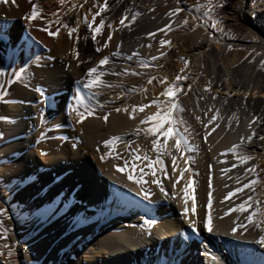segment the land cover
Wrapping results in <instances>:
<instances>
[{
	"label": "bare ground",
	"instance_id": "6f19581e",
	"mask_svg": "<svg viewBox=\"0 0 264 264\" xmlns=\"http://www.w3.org/2000/svg\"><path fill=\"white\" fill-rule=\"evenodd\" d=\"M105 1L65 0L64 4H60L59 0H32L38 5V11L42 13V17L30 21L25 18L30 14L31 6L29 0H0V30L5 34V43H0V59L5 60L4 65V62L0 61L2 76L7 80L14 73L22 72V75L19 76L22 79L21 85L13 89L16 91V96H14L17 99L16 106H10V93L8 94L7 92L6 96H3L4 91L0 92V143L23 134H26L29 138V133H31L29 129L34 122V119L32 122L34 111L31 110V107L36 112V108L45 109V100L43 98L45 95L52 94L55 91L54 89L59 90L58 93H61L62 96L64 95L63 102L61 101L62 99L58 100L60 96L55 100L58 102V110L63 111L65 104L69 103L71 98L73 101H77V98L72 95L65 94V88H68L74 79L85 77L86 73L83 74V70L87 71L88 68L97 66L100 59L96 57L92 58V60L88 58L72 59L69 52V43L63 38L64 35L62 36L61 31L56 37H50L40 29L51 21V29L55 30L59 26L56 22L59 19L62 25L73 22L77 32L88 38L91 33L85 31L87 25L83 22L84 14H87L88 20L91 21L92 15L98 11V7L95 5L106 3ZM164 1L166 0H155L152 2L151 0H112L107 10L102 12L99 17H96L93 27L102 17L106 20L102 35L95 39L97 48L100 47L101 42L106 40L109 25L115 27L113 41L111 46L106 49L104 55L109 57V60L105 65L98 68L96 75L103 70L119 72L116 70L118 65L131 66L135 63L132 59L123 58L121 53L125 54L128 51L131 53L137 50V40L142 32L158 26L159 23H166L167 20L175 17L167 15L169 13L168 8L154 9ZM251 5L253 6L251 7ZM90 9L91 12H89ZM149 9H152V11H149ZM244 10H249L250 14L248 17L253 18L254 15L258 19L256 20L257 24L242 19L241 26L251 28L253 34L260 37L258 43H264V31L258 21L262 17L259 11L264 12V0H248L247 2L239 0L235 5V12L240 14ZM136 12L140 13L136 19L138 25L141 26V33L123 30L118 20H121L125 13L128 15L126 17H129ZM67 28H69V25H67ZM249 39L251 42L254 41L251 38ZM175 40L182 57L172 61L173 59L171 60L172 57L170 58L169 55L158 60L165 61L167 68L177 70L178 67L184 66V71L202 75L206 81L208 78L211 83L209 91L215 97L214 100L218 102V106L214 110L221 113L224 122H227L231 116L237 113L244 125L248 124L247 128L240 129V131L244 130L242 136L238 138L235 133L233 135L228 133L227 135H211L206 140L203 137L200 138L197 135L198 127L196 126L198 121L197 109L199 111V108L186 105L187 96H179L180 102L178 105L181 108L184 107L186 114L184 117L186 139L194 151L189 156L188 153L183 155L176 153L174 148L170 154L162 149L159 154L160 159L164 161L166 171L171 179H163L159 171L157 172V178L161 180L167 195L162 194L159 188L152 183L153 176L151 170L148 169V173L146 172L147 174L144 176L146 183H144L143 189L150 192L151 195L148 200H144L143 195H137V193L142 191L141 186L129 180L127 172L116 170L114 165L117 164L112 162L114 158L111 159L112 161L109 159L106 163H102L103 160L100 158L102 155H100V160H98V156L93 152V144L102 138L114 135V137H120L122 140H132V142L127 140L129 144H124V147L129 146V154L133 151L134 154L142 153L144 155L145 153L148 156L151 153V149L149 148L148 152L147 149H144L145 144L141 143L140 146L138 142V140H141L145 143L147 140L144 137L145 133L141 131L143 126H139L138 123L144 118L145 111L134 113L123 121H118L119 124H116L121 112L115 111V113L113 108L128 103L137 105L136 96L133 97V94H125L124 96L110 95L102 91L103 84L87 88V93L91 94L95 99L99 97V94L103 95L102 104L100 106L95 104V107H93L95 110L93 112L97 111L98 113L96 115L105 113L107 109H113L109 111L108 126L105 132L94 133V130L86 125L84 120L78 123V119H76V121H73L75 134L80 135L84 139V143L78 146L77 151H71L70 148L72 147H68V145L62 148L64 151L66 150L65 152L69 150L68 155L64 156L66 160L65 167H63L64 164H61L59 156L54 153L55 151L52 154L50 153L51 157L43 158V160L46 159L44 165L48 166V170L44 168V172L46 170L45 176L37 177L38 182H40L38 186H30L26 192L23 191L24 200L32 204L30 210L33 215H37L40 209H46L51 201L58 197L61 198V201L57 202L59 207L57 205L58 209L51 213V219H48L49 216L46 218L37 217L32 221L33 229L30 236L34 237L40 232L29 243L27 242L28 240H23L20 248H22L23 257L28 258L30 254L35 259H30V262H25L24 264H57L55 263L56 261L63 264L67 257L72 264H264V247L256 243L261 233L254 224L246 223L245 217L247 213L233 211L225 216L224 213L229 207L219 205L214 198L222 189H227V186H220L223 180L218 176L221 174V167L226 166L228 162L225 160L231 156L227 149H229L228 146L232 145V142L239 141L238 144H241L243 138L246 146L244 155L252 157V161L254 157H257L264 162V140L260 139V137H264L262 132L264 125V65L260 63L264 61V53L254 51L248 55L244 62L233 65V58L231 57L234 56V53L229 55L232 44L226 41L225 38L220 39L219 42H216L214 38L213 44L205 46L209 58V63L205 65L203 63L205 60L203 56L204 45L208 40L212 41L208 34L202 35L201 38L198 33L194 32L176 34ZM118 43L121 53L118 52V55H112L117 52L116 46ZM45 49L50 50V56L62 61L60 65L53 63L52 66H40L37 64L38 60L46 55H43ZM149 49L152 51L150 56L160 51L158 45ZM13 52H15V56H13ZM48 56L49 54L47 55L49 60ZM185 60L188 61L187 66L183 63ZM66 62H68V65H66ZM160 65L162 66V64ZM151 67H154L153 62H151ZM150 71L152 72L153 69H149ZM230 77L232 80H230ZM5 82L7 83L8 80ZM83 87L81 86V88ZM31 88L36 90L40 88L44 94L43 98L37 96L39 99L35 100L33 104L30 103V101H34V98L31 100L34 94ZM149 91L151 90L149 89ZM157 91L159 90L149 92L151 94L150 101L156 99L164 104L167 98L163 100L165 96L162 94L158 95ZM68 92L71 94L70 90ZM62 96L60 98H63ZM104 98L113 100V103L110 105L105 104ZM223 101L230 104L231 114L225 111V107L222 105ZM46 105L48 106V104ZM52 112L56 113L58 111L51 110L49 114H52ZM45 116L47 117L48 113ZM253 116L257 118L255 121L252 119ZM73 119L75 120V118ZM96 123L98 124V122ZM25 124H27L26 130L28 131H25ZM254 126L253 139L249 142L247 141L249 135L246 133ZM122 135L125 137L123 138ZM172 143L170 137L165 147ZM10 147L7 146L6 149L11 150L13 148ZM22 147L19 146L18 150L22 149ZM108 147H106L107 150ZM2 151H0V157L4 154ZM79 151L83 152L87 158L86 156H80ZM153 155L155 156V154ZM127 156L123 158L124 162L129 160ZM172 156L177 157V169H186L181 179L176 182L174 190L173 182L180 173L179 171L176 173L172 172ZM156 157L153 158V161H155ZM81 159L83 162H81ZM85 159L87 162H85ZM185 159H190L188 165H185ZM115 160L117 159L115 158ZM32 161L28 165L30 168L35 165L34 159ZM119 162H116L119 163L118 166L124 167L122 166L124 162L122 160ZM209 165L211 169H209ZM40 168L37 172L43 171V168ZM5 169L7 170V167ZM20 171L19 168L15 169L16 173H20ZM137 173L138 171L135 173L138 176ZM25 176L24 173L21 174V177ZM220 176L222 177V175ZM189 179L193 180V183L189 186V196L194 198L196 207L193 214V199L190 198L187 201V215L189 220L197 222V228L200 229L197 232L198 235L192 233L191 228L182 215V210L185 207L182 189L187 185ZM209 179H211L213 201L210 209L205 207L207 204ZM240 186L241 184L239 183L237 187ZM75 191L76 194L73 195ZM70 201L71 203H69ZM240 202V200H237L235 205ZM72 203L74 205L68 209ZM37 205H39V208L36 207ZM206 212L210 213L211 216L213 229L211 232L204 231L200 227ZM55 214L58 215L56 219L54 218ZM146 218L154 220L155 223L145 224L144 220ZM233 224L235 226L243 224L244 228L238 227L236 233H232Z\"/></svg>",
	"mask_w": 264,
	"mask_h": 264
},
{
	"label": "rangeland",
	"instance_id": "374dc122",
	"mask_svg": "<svg viewBox=\"0 0 264 264\" xmlns=\"http://www.w3.org/2000/svg\"><path fill=\"white\" fill-rule=\"evenodd\" d=\"M111 1L112 0H106L105 1L107 7L110 5ZM152 1H155V0H151V2ZM238 1L239 0H166L163 3H161L160 5H158L157 7H155L154 9H164V7H165V9L168 8L167 10L170 11V10H174L176 8H181L182 11L179 14L175 15L174 18L170 19L171 20L170 30H165L163 32L157 31V29H163L165 25L169 24L170 20H167L166 23H159L158 26H155L154 28H152L150 30H146V31L141 33V31H142L140 28L141 26L138 25L137 19H135V22H130L132 14L128 17V19L125 21V24L127 26H122V28H123V30L125 29L127 32H136V33L139 32V33H141L140 38L137 40V42H138V44L136 45L137 50H134L131 53H129V51H128L125 54H122L120 50H118V52L121 53L123 58L131 56L133 53H137V55H136L137 57L134 56L132 59L135 63L132 64L131 66H126V65L119 66L118 65L117 66L118 68H116V70H118L119 72H114L112 70H110V71H108V70L99 71L98 76L100 77V80H99L98 84H103L104 87L102 88V91L107 92L110 95L124 96L125 94H133L134 95L133 97L136 96L135 101L138 102L137 105H131L130 103L127 102L128 104H123L121 106L115 107V108H113L114 110L113 109H111V110L107 109L105 111V113L96 115L98 113H97V111L93 112V111H95L93 109V107H95V104H96V106H98V105L100 106L102 104L101 101H103V95L99 94V97L97 99H95L92 97L91 94L87 93L88 92V91H86L87 88L83 87L84 84L89 79L87 75L81 79H80V77L74 79V81L71 82L69 87L65 88V91H64L65 94H68L70 96L72 95L74 98H77V101H75V100L73 101V99L71 98L72 100L70 99V102L66 103L69 106H67L65 104L63 111L57 109L58 102L55 101L58 99V96H60V97L62 96L61 93H58L59 90L54 89L55 91L53 90L54 92H52V94L44 96L42 89L38 88L36 90L35 88H31L32 89L31 91H33V93H34L31 100H33V98H34V101H30V103L33 104V102H35V100L39 99L40 97L43 98V96H44L43 99L45 100L44 101L45 109L36 108V110H37V112H36L35 109H32V107H31V110L34 111V113L32 114V122H33V119H34V122L31 125V128L29 129V132H31V133H29L30 134L29 138L27 137L26 134L25 135L23 134L20 136H15V137L9 138L8 141H4V143L3 142L0 143V151L3 150L2 152L4 153L0 157V168L3 167L2 169H0V209L6 210L4 214L0 215V222H2V225H3V227L0 228V231H3V229H5V228L7 230L6 231L7 238L6 239H0V264H24L25 262H30L31 261L30 259H35V257L30 255V254L28 255V258L23 257L22 248H20V244L23 240H28L27 242L29 243V241H32L35 239V236L40 231L34 237L30 236L32 233V229H33L32 221H34V219L37 217L46 218L47 216H50L51 213H53L54 211H56L58 209L59 203H57V202L61 201L60 200L61 198L58 197L57 199L51 201V203L49 204V206L46 207V209H40L38 211L37 215H33V214H31V210H30L32 204L25 202L24 192H26L27 189L30 188V186L35 187L36 185L38 186L40 184V182H38L37 177H39L41 175L45 176L44 173H46V170H48V166L44 165V162L46 160V159L43 160L44 157L45 158L51 157L52 152L55 151L54 153L59 156L61 164L62 165L64 164L63 167H65V164H66L65 157L68 155L69 150L67 152H65L66 150L64 151L62 148L65 145H68V147L69 146L72 147V148H70L71 151H77L79 148L78 146H80V144L84 143V139L80 135H76L75 130H74L75 126H74L73 121H76V119H79L78 115H77V111L81 110L80 113L86 114L85 119H83L84 123H86V125L91 127L92 130H94L93 131L94 133L105 132V129L107 128L108 124H107V120H105L104 117H105V115H107V119H108V117L110 115L109 111H112V110H113V112H115V111L121 112V116L119 117V120L117 119L116 124H119L118 121H123L126 117L131 116L134 113H138V112L141 113L144 111H145L144 112V118L141 120H145L148 116L152 115L153 113H155L157 111L156 106L152 105L150 103L151 101L156 100V99H152L150 101L151 94L149 92H152L153 90H159V91H157L158 95L161 94L163 92L164 88L172 85V83L175 81V77L177 75H182V76H185L186 78L179 81L176 85L178 89H182V91H180L178 96H177L176 102H177V104H179V102H180L178 99L179 96H187L186 105L199 108V111L197 109V113H198L197 115H198L199 119L196 122V126L198 127L197 128V135L200 138L201 137L205 138V133L207 132L208 133L207 137H210L211 135H227L228 133L232 134V135H233V133H235L236 134L235 136H237L238 138H240L242 136L244 130L240 131V129H242L244 127L247 128L248 124L245 126L244 122H242L240 116L237 113L235 115L231 116L227 122H224V118L222 117L221 113H218L214 110V108L218 106V102L213 99V96L211 95V93L209 91L211 88V83H210V80L208 78L206 81L205 77L202 75L192 74V73L186 72L184 70H183V72H181V69H184V66L178 67L177 70H174V68H171V69L167 68V66L165 65V61L158 60L159 58L160 59L166 58L169 55H170V58L172 57L171 58V60L173 59L172 61L176 60L177 58L180 59V57H182V54H181V52L178 51L179 50L178 46H176L177 44H176L175 36H176V34H184V33L189 34L192 32L198 33L200 38L202 35L208 34L209 38L212 41L208 40V42L204 45V47L207 44H209V45L213 44L214 38L216 39V42H219L220 39L225 38L226 41H228L230 44H232L229 55L234 53V56L231 57V58H233V62H232L233 65H238V64L244 62L245 59L248 57V55H250L254 51L257 53H264V43H260V44L258 43L260 37L255 36L253 34L251 28L246 27V26H241L242 19L247 20V21L249 20V22H251L253 24H257L256 20L258 19V17L254 16V15H253V18L248 17V15L250 14L249 10L242 11L241 12L242 14L240 13L241 15L238 14L237 12H235V5L238 3ZM247 1L248 0H245V2H247ZM252 6L253 5H251V7ZM259 13L261 14L262 17L258 21L261 23V29L264 31V22H262L264 20L263 19L264 12L259 11ZM124 15L128 16L126 13ZM119 21L120 20H118V22ZM236 22H237V24H235ZM98 23H99V21H98ZM105 23H106V20H105ZM65 25H69V28H76L74 26L75 24L73 22H71L69 24H65ZM212 25H215V27H213ZM107 30H108V32L109 31L112 32L111 40L108 41L110 44L108 43L107 46H104V42H101L99 45L100 47H98V48H100V51L96 52L95 51L97 49L96 43H95V41H93L91 35H89L87 38L85 35H83V36L80 35L77 31L72 33L71 35H69L68 28L66 29V27L65 28L60 27L61 34H62V36L64 35L63 38L66 39L69 43V52L72 56V59L88 58L89 60H92V58H95V57L98 59L105 57L104 55H105L106 49L108 48V46L109 47L111 46V43L113 41V31L115 30V27L114 26H111V28L108 27ZM62 31L64 34L62 33ZM85 31H87V32L89 31L88 27H85ZM103 31H104V28H102L101 33L96 35V39H98L102 35ZM108 32L106 35V39L108 38ZM150 32L155 33V35L149 37L147 35V33H150ZM249 38H251L254 41L253 42L249 41L250 40ZM161 40L167 41L168 43L161 45V43H160ZM155 45H158V48L160 51L153 56H157L159 58L155 61H152L151 60L152 56H150L152 51L149 48H152V46H155ZM203 51H204L203 56L205 59L203 61V63L206 65L209 63V61H208L209 58L207 55L206 47ZM77 53H78V55H77ZM160 53H164V55L160 56ZM44 54H46V55H44ZM48 54H49V56H48L49 60L47 59ZM43 55L46 58L43 57L45 60L43 58L39 59L40 61L38 60L37 64L40 66L41 65L52 66L53 63L60 65V63L62 62L60 59L58 60V59L50 56L51 54H50L49 49H45L43 51ZM0 61L4 62L5 60L0 59ZM151 62L154 63V67L150 68ZM4 64H5V62L3 63V65ZM160 64H162V66ZM66 65H68V62H66ZM163 65H165V66H163ZM149 69H153V71L149 72ZM85 73H87V71L83 70V74H85ZM132 73H136V74L133 75ZM0 74H1L0 75V90H1L0 92L2 93L4 91L3 96H6L7 92H8V94L10 93V98H11L9 101L10 106L14 107L17 105L16 104L17 99L14 98V96H16L15 95L16 91H14L13 89H15L16 86L21 85L22 79L19 77L18 79H15L14 82L10 83L11 84L10 85L8 82H7L8 84L5 82L9 79L6 80V78L2 76V68H0ZM148 74H150L152 76H150ZM150 78H155V79H153V82L151 84L148 83V80ZM161 80H165V83L161 84L159 82ZM230 80H232L231 77H230ZM189 85H191L190 90H189ZM35 86L36 85H34V87ZM81 86L83 88H81ZM96 86H94V87H96ZM206 86L208 88L207 91L205 90ZM2 88H4V89H2ZM36 88H37V86H36ZM149 89L151 91H149ZM69 90L71 91V94L68 92ZM148 94H149V96H148ZM49 97H51V99H48ZM60 97L58 100L62 99L61 101L63 102L64 101V95L62 96L63 98H60ZM78 98H79V100H78ZM165 98L166 97H164L163 100ZM78 101H80V102H78ZM104 101H105V104H107V105H110L113 103V100L111 101L108 98H104ZM65 102H67V101H65ZM75 102H76V104H74ZM46 104H48V106ZM161 104L163 105V103H161ZM74 105H76V106H74ZM140 105H149V106L146 107L147 110H146V108H144L143 109L144 111H140L139 110ZM222 105H224L225 111H227V113L231 112V107H230V104H228V102L223 101ZM133 106H136V108H137L136 111H133ZM117 109H120V111H117ZM180 109H182V111ZM51 110L52 111L57 110L58 112H56V113L52 112V114H49ZM88 112H91L92 115L91 116L88 115L87 114ZM47 113H48V116L44 117V115H47ZM71 113L73 114V116ZM58 114H59V116H58ZM40 115H42V116H40ZM213 115H216L217 119L212 121V123H209V121L212 120ZM185 116H186V114H185L184 107H182V108L179 107L177 110L174 111V118L177 119L178 121H180V123L178 124V128L181 131V133L183 132L182 134H185V136H186L187 133L184 131V129L186 128L185 122H184ZM73 118H75V120ZM42 119H44V120H42ZM141 120L138 123H139V126H143L141 131L145 133L144 130L150 126V123L142 124ZM96 122H98V124ZM43 125H44V127H43ZM205 125H207V128H205ZM26 129H27V124H25V131H28ZM43 129H44V131H43ZM254 130H255V126L252 127L251 129H249L248 133H246V134L251 135ZM262 132L264 133V125H263ZM42 134H44L45 136ZM122 136H123V138L125 137L124 135H122ZM111 137H114V135L102 138L93 144V149H94L93 152L98 156L97 157L98 160H100V158H101L100 155L104 156L106 153H108V156L105 158V161L103 159L102 163H106L107 160L109 161V159H110V161L113 160L112 162L114 164H117V165H114V167H116L120 163L119 161L122 160V162H124L123 158H125V156L129 155L127 157L130 160V161L128 160L129 161V167H130L132 162H133V156L134 155L137 154L140 157L145 156V153H144V155L142 153H140L141 154L140 155L139 153L134 154L133 151H132L133 154H132V152H130V154H129V151H130V149L128 150L129 146L124 147V144L125 143L129 144V142H132V140H130V139H125V140L119 139V140L115 141L112 145H109V147H108V150L110 151V153H109V151L106 149V146L103 144V141L108 140ZM144 137L147 138L146 142L144 143L141 140H138V142L140 143L139 145L141 146V143L145 144L144 149L145 150L147 149L148 152H149V148H150L152 154L150 153L148 155V157L150 160H154L153 158H155L157 156L156 155L157 153H155V151L152 148V144H151L152 137L150 135H147L146 133H145ZM126 138H128V137H126ZM186 138H187V136H186ZM53 140H54V142H53ZM127 140L128 141L130 140V141L128 142ZM236 140H238V139H236ZM48 142L50 143V145ZM159 142L161 144L164 143L163 138H160ZM238 142L239 141L232 142L231 144L232 145L233 144L239 145ZM73 145H75V147ZM7 146L8 147L11 146L10 148H12V147L13 148L11 150H7L6 149ZM19 146H23L22 149L18 150ZM99 146H100V148H99ZM231 146H228V147L230 148ZM124 148H125L126 152H125ZM223 148H225V147H223ZM97 149H99V150H97ZM245 149H246V146L243 147V149H239L238 151H241V153L244 154L246 152ZM49 150H51V151L48 152ZM111 150H112V152H111ZM104 151H106V152H104ZM258 151H259V149H258ZM61 152H63V153L61 154ZM79 153H80V156H84V157L86 156L83 154V152L81 153L79 151ZM46 154H48V155L50 154V155L48 156ZM121 154L122 155L124 154V156H122ZM153 154H155V156ZM60 155H62L63 157L65 155L66 156L63 158ZM231 156H232V154H231ZM231 156L229 159L225 160V161H228L226 166L221 167V169H220L221 174L220 173L219 174L222 175V177L220 175L218 176V177H220L221 180H223V182H222V184H220V186L221 187L227 186L226 187L227 189H225V188L222 189L216 196H214L215 201L218 202L219 205H222L224 207L226 206L229 208H234L237 205H239L241 202H243V200H245L248 195L254 194V199L259 200L262 203V205H264V162L260 161L257 157H254L253 161L249 160L245 164H239L237 159L235 157H233V156L231 157ZM86 158H87V156H86ZM112 158H114V159H112ZM115 158L117 160H115ZM20 159H21V161H20ZM32 159H34L35 165L30 168V167H28V165H30V162H33ZM117 161L119 163H116ZM23 162L25 163V165H27V167H25ZM81 162H83L82 159H81ZM85 162H87L86 159H85ZM135 163L137 165V171H138L137 174L138 175H139V169L140 168H143L145 173L146 172L148 173V168L146 167L147 161H144L142 159L139 162L135 161ZM232 164H237V167L233 168ZM122 166H124V165L122 164ZM252 166H255V179H256V183L253 186V188L243 189L242 192L235 193L234 196L225 200L224 197L227 195V193L230 191H234V189L238 186L239 183L241 184L240 187H242V185L244 183H247L249 179L253 178L250 173H245V171H244L245 168L251 169ZM5 167H7L8 171L5 169ZM24 167H25V169H24ZM39 167H41L40 169L43 168V171L40 170L39 172H37V170H39ZM18 168L21 170L20 173L15 172V169H18ZM44 168L46 169L45 172H44ZM224 169H227V171H222ZM21 172L26 175V178H24V180L20 178L21 174H22ZM9 177H11V179H8ZM14 186H18V187H14ZM20 190H24V192H22V194H21L23 196H21V197H20V195H17V193L20 192ZM73 193H74L73 195H75L76 191ZM237 200H240L241 202L239 204L235 205ZM69 203H71V201ZM57 205H58V207H57ZM73 205H74V203L70 204L68 209L71 208ZM229 208H227V210ZM61 213H63V212H61ZM57 217H58V215L55 214L54 218L56 219ZM233 226H235V224H233ZM175 237H176V235H175ZM4 245H7V247L5 248ZM9 251H11V256L8 255ZM13 254H15V255H13ZM55 263L60 264L57 261ZM63 264H72V263L70 261H68V257H67V259H65L63 261Z\"/></svg>",
	"mask_w": 264,
	"mask_h": 264
},
{
	"label": "snow or ice",
	"instance_id": "6c2138e0",
	"mask_svg": "<svg viewBox=\"0 0 264 264\" xmlns=\"http://www.w3.org/2000/svg\"><path fill=\"white\" fill-rule=\"evenodd\" d=\"M30 2V14L27 15L25 18L27 20H35V19H40L42 17V13L40 11H38V5L34 2H32V0H29ZM65 0H59L60 4H64ZM85 2H87V0H85ZM96 7H98V11H96L93 15H92V20L89 21L87 18V14H84V23L87 25L90 33H91V37L93 39V41H95L96 39V35L101 33L102 28L105 24V20L102 18L99 20V23L95 25V27H93V23L96 20L97 16H100V14L104 11L107 10V5L106 3H98L97 5H95ZM82 7V5H81ZM149 11H152V9H149ZM182 11L181 8H176L174 10H170L169 13H167V15L169 17L175 16L177 14H179ZM89 12H91V9L89 10ZM140 13L136 12L133 13L131 16V21L130 22H135V19L137 17V15H139ZM128 19V17L126 16H122L121 20H120V25L121 26H127L125 24V21ZM57 24L59 25L55 30L51 29V21L42 29H40L41 31H44L48 36L50 37H56L59 34L60 31V27H67V25H62L59 22V19H57ZM170 25H171V20L169 21V24L165 25L163 29H157V31H165V30H170ZM213 27H215V25H212ZM109 28H111V25H109ZM77 29L76 28H68V32L69 35H71L72 33L76 32ZM147 35L149 37L154 36L155 33H147ZM112 37V32L109 31L108 32V38L104 41V46H107L108 41L111 40ZM0 43H5V34L3 33L2 30H0ZM161 45H164L166 43H168L167 41L161 40L160 41ZM117 52L113 53L112 55H118V50H119V43L117 44ZM96 52L100 51V48H97L95 50ZM78 55V53H77ZM137 53H133L131 56H128L127 58L129 60L133 59L134 56H136ZM164 53H160V56H163ZM13 56H15V52H13ZM159 57L157 56H152L151 60L155 61L157 60ZM109 60V57H103L102 59H100L97 63V66L92 67V68H88L87 69V73L86 75L89 77V79L87 80V83L84 84L85 88H91L96 86L99 83L100 77L98 75H96L98 68H100L101 66L105 65ZM143 63V62H142ZM184 65L187 66L188 61H183ZM262 65H264V61L260 62ZM181 72H183V69H181ZM133 75H135L136 73H132ZM22 75V72H17L14 73L13 76L9 77L8 83H12L14 82L15 79H18L19 76ZM92 77H95L94 79ZM185 76L182 75H177L175 77V81L172 83L171 86L164 88L163 92L161 93L163 96H165L167 99L165 100L164 104L162 105L161 102L159 100H153L150 103L152 105H155L157 108V111L155 113H153L152 115L148 116L145 120H142L141 123L145 124V123H150V126L147 127L144 131L147 135H150L152 137L151 139V144H152V148L153 150L157 153V157L155 159V161L150 160L149 157L147 155H145L144 157H140L139 155H134L133 156V162L131 164V166L129 167V162L125 161L124 162V167H119L116 166V170L120 171V172H127L128 174V179L131 181H134L135 183L139 184L141 186V193H137V195H143L144 200H148L150 197V192H148L147 190L143 189V185L144 183H146V181L144 180V176L147 174L145 173L143 168L139 169V175L137 176L135 173L137 172V165L135 163V161H139L141 159H143L144 161H147V165L146 167L151 170L153 179H152V183L155 184L160 192L162 194L167 195L165 187L163 186L162 182L160 179L157 178V172L159 171V173L162 174L163 179H171V177L168 175L167 171H166V166L164 164V161L162 159H160V151L163 149L166 152H168L169 154L172 152L173 148L175 149L176 153L183 155L184 153H188L189 156L191 154V152L194 151V149L192 147L189 146V142L186 139L185 134H182L178 128V124L180 123V121H178L177 119L174 118V111L177 110L179 108V105L177 104L176 100H177V96L179 94L180 91H182V89H178L177 88V83L183 79H185ZM153 79L155 78H150L148 80V83L151 84L153 82ZM166 79V78H165ZM161 84L165 83V80H161L159 81ZM191 89V85H189V90ZM206 91L208 90L207 86H206ZM213 99H215V97H213ZM149 105H140L139 106V110L143 111L144 108L148 107ZM137 108L136 106H133V111H136ZM182 111V109H180ZM117 111H120V109H117ZM88 115H92L91 112L87 113ZM77 115L79 117V119L77 120V122H81L83 121V119H85V115L80 113L79 111H77ZM131 118V117H130ZM105 120H107V115H105L104 117ZM197 119H199V117H197ZM217 116L213 115L212 116V120L209 121V123H212V121L216 120ZM253 121H255L257 118L255 116H253ZM251 123V122H250ZM205 128H207V125H205ZM43 135V134H42ZM208 133H205V140L207 138ZM253 134L249 135L247 137V141H251L253 139ZM171 137L172 140V144L165 147V144H167V141L169 140V138ZM160 138H163V141L165 142L164 144H161ZM120 137H111L108 140L103 141V144L107 147L111 144H113L115 141L119 140ZM260 139L264 140V137H260ZM75 147V145H73ZM243 147H245V143L244 140L242 138V142L241 144L237 145V144H233L228 150L227 152L231 153L233 157H235L238 161L239 164H245L247 161L251 160L252 157L248 156V155H244L241 153V151H238L239 149H243ZM99 150V149H97ZM43 154V153H42ZM107 153L104 156H101V159H105L107 157ZM176 160L177 157L176 156H172V172L176 173L177 171H179L180 175L176 176L175 181L173 182V190L175 189V184L176 182H178L183 173L185 172V168H179L177 169L176 167ZM185 165H188L190 163V159H185L184 160ZM232 167L235 168L237 167V164H232ZM209 169H211V166L209 165ZM222 171H227V169H224ZM245 173H250L252 175V179H249L247 183H244L242 185V187H237L234 189V191H230L227 193V195L224 197L225 200L229 199L230 197L234 196L235 193H240L243 191V189H251L253 188V186L256 183V179H255V166H253L251 169L249 168H245L244 169ZM193 175H195V173H193ZM25 177H21V179H24ZM8 179H11V177H9ZM193 183L192 179L188 180L187 185H185V187L182 189V191L184 192V197L183 199L185 200V207L182 210V215L184 217V220L188 223L189 227L192 230V233L195 234L197 233L200 229L197 228V222L193 221V220H189L188 218V208H187V201L192 198L189 196V192H190V185ZM14 187H18V186H14ZM211 179H209V184H208V193H207V204L205 205L206 208L210 209L211 205H212V193H211ZM24 190H20V192L17 193V195H21L22 192ZM193 199V204H192V210H193V214L195 213V200ZM147 206V205H146ZM37 208H39V205L36 206ZM5 209H0V215L5 213ZM246 212L247 215L245 217V221L246 223L249 224H254L258 229L259 232L261 233L258 240L256 241V243L258 245H260L261 247H264V205H262V203L259 200H255L254 199V194L253 195H248L247 198L245 200H243V202H241L239 205H237L234 208H229L224 215L227 216L230 212ZM48 219H51V217L49 216ZM145 224H154L155 221L150 219V218H146L144 220ZM2 222H0V228H2ZM200 227L204 230V231H208L211 232L212 229V224H211V216L210 213L206 212ZM244 228L243 224H239L236 225L234 227H232L231 232L232 233H236L237 228ZM6 228L3 229V231H0V239H6ZM4 247L6 248L7 245H4ZM8 255L11 256V251L8 252Z\"/></svg>",
	"mask_w": 264,
	"mask_h": 264
}]
</instances>
